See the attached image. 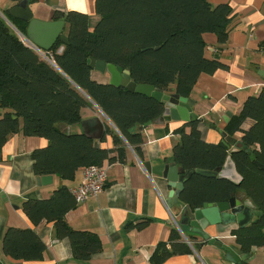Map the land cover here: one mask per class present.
I'll return each instance as SVG.
<instances>
[{
  "label": "trees",
  "instance_id": "16d2710c",
  "mask_svg": "<svg viewBox=\"0 0 264 264\" xmlns=\"http://www.w3.org/2000/svg\"><path fill=\"white\" fill-rule=\"evenodd\" d=\"M100 17L91 29L89 16L70 11L56 13L62 20L65 45L59 39L50 52V61L27 45L19 35L27 36L28 23L6 11L0 15V108L8 109L0 117V161L2 149L12 135L40 137L49 142L33 152L37 177L57 176L63 181L75 178L80 169L125 163L129 150L144 160V135L139 128L160 119L165 113L163 102L129 92L93 79L90 59L106 61L123 70L130 69L138 85H149L165 93L190 99L202 74L213 75L228 66L217 58H208L206 34L217 37L219 45L228 43L233 10L227 4L212 6L209 0H95ZM61 47L63 51L59 53ZM97 107L110 121L100 141L80 133H68L66 127L79 125L84 111ZM247 120L254 125L247 131ZM22 122V124H21ZM200 122L184 124L174 131L180 136L174 159L185 171H215L223 168L229 149L221 142L208 143L202 137ZM158 127V126H156ZM224 131L234 137L242 133L240 151L231 158L241 176L236 184L226 178L193 175L185 184L180 202L191 210L204 204L229 201L232 193L242 192L263 215L234 232L240 249L250 254L264 247V88L249 97L239 115ZM166 126L164 135L169 134ZM111 137L113 148L100 147ZM77 207L70 190L61 186L47 200H30L23 209L34 225L54 223L55 236L68 239L74 257L89 261L101 249L96 234L72 230L66 215ZM146 220L128 228L144 230ZM198 245L184 239L173 227L168 242L160 243L151 264H164L176 255L192 253ZM4 254L14 260L42 261L47 251L34 230L9 228L3 238ZM243 264H248L244 262Z\"/></svg>",
  "mask_w": 264,
  "mask_h": 264
},
{
  "label": "crops",
  "instance_id": "0c3cea01",
  "mask_svg": "<svg viewBox=\"0 0 264 264\" xmlns=\"http://www.w3.org/2000/svg\"><path fill=\"white\" fill-rule=\"evenodd\" d=\"M209 1L214 7L227 4L233 10L228 43L219 45L215 35L204 36L208 45L206 56L217 58L228 69L219 70L213 75L202 74L190 99L195 102L193 112L204 120L199 126L203 139L218 144L222 141L221 132L227 125L224 121L226 113L232 114L231 119L239 115L245 101L249 97L258 96L264 88V0ZM17 3L14 0H0V15L5 17L6 11ZM95 5V0L29 1L35 19L50 22L55 20L56 13L77 11L89 16L91 29L100 19ZM92 77L100 83L109 82L107 75L96 71H93ZM96 109L84 111L83 121L98 118L106 126L108 121ZM0 111L3 116L9 110ZM211 124L220 131L212 129ZM183 125V122L165 118L164 124L145 128L142 147L144 160L129 150L125 163L110 165L104 191L97 198H89L77 205L66 215V223L72 230L96 234L100 239V252L89 261L77 260L70 241L56 238L54 223L43 221L36 226L23 209L27 201L51 198L61 186L69 190L78 187L83 180L84 169H80L73 180L63 181L57 176H51V183L39 185L38 179L41 177L34 173L32 154L47 147L49 142L40 137H26L22 133L12 135L2 149L0 161V261L3 264H151L156 247L168 242L172 228H178L177 225L183 220L184 209L189 207L179 201L169 209L166 200L171 189L167 181L150 174L144 163L158 166L174 157V148L180 141V136L174 134V131ZM253 125L252 120H247L242 129L247 131ZM166 126L170 132L164 135ZM66 131L80 134L83 133V127L80 123L66 127ZM242 136V133H237L234 138L241 142ZM98 146L113 148L111 137L107 138L106 143L99 142ZM230 159L224 166V172L227 179L239 184L241 176ZM244 198L248 199L246 196ZM146 220L151 222L144 230L128 228L130 224L137 225ZM9 228L34 230L47 246L44 259L22 261L6 256L3 238ZM180 230L183 237L192 238L198 248L191 246L192 253L173 256L164 264H232L226 260L221 249L193 233L189 227L180 226ZM237 230V225H219L209 227L207 233L212 239L240 248L234 235ZM250 254L252 257L248 264H264V247L253 248Z\"/></svg>",
  "mask_w": 264,
  "mask_h": 264
},
{
  "label": "water",
  "instance_id": "95a60500",
  "mask_svg": "<svg viewBox=\"0 0 264 264\" xmlns=\"http://www.w3.org/2000/svg\"><path fill=\"white\" fill-rule=\"evenodd\" d=\"M14 1L18 2L17 5L9 9L8 12L12 17L28 23L27 36L20 33L19 35L24 36L25 40L30 45L39 49L43 53H48L59 39L63 44H68V38L63 34L66 27L64 21L54 20L45 22L35 19L32 10L29 8L30 0ZM89 64L93 71L108 76V84L118 88H125L129 92L137 93L164 103V115L157 121L140 127V132L143 133L145 128L152 125L164 124L165 118H170L172 121L176 122H183L184 124L204 122L203 119L199 118L198 115L193 112L195 102L192 99L175 94L173 88L169 90L170 93H165L164 91L149 85H138L132 79L130 69L123 70L122 68L109 64L106 61H97L92 58L90 59ZM1 116L2 114L0 111V117ZM103 116L108 122H110L106 115L103 114ZM231 117L232 114L230 112L226 113L224 121L228 123ZM81 125L83 127V134L94 140L100 141L106 134V126L103 121H100L98 118L82 121ZM210 126L212 129L220 131L217 126L213 124ZM68 133L70 134V132ZM221 137V143L230 151V155L227 159L228 162L231 160L230 158L233 153L240 151V143L234 137L229 136L225 131L221 132ZM257 165L264 170L262 164L257 163ZM144 167L150 174L162 177L167 181L168 188L171 189L169 197L166 200V205L169 209H172L174 205L179 203L180 195L185 189V184L193 175L196 174L206 178L227 179L224 167L215 171L200 169L185 171L177 166L174 157L158 166H152L151 163L147 162L144 163ZM51 182V176H45L38 179L39 185H47ZM244 197V194L234 192L232 193L230 200L226 202L204 204L202 208L195 210L185 208L183 211V220L181 221V224L178 225V229L180 230V226L189 227L193 233L201 235L207 242L221 249L225 254L226 260L232 264H243L244 262H248L249 259H251L252 254H244L240 248L229 246L217 239H212L207 233L209 227H216L219 225H237L238 229H243L250 226L254 220L260 218L263 213L256 209L251 200L245 199ZM0 264H3V262L0 261Z\"/></svg>",
  "mask_w": 264,
  "mask_h": 264
},
{
  "label": "built area",
  "instance_id": "2783aa9c",
  "mask_svg": "<svg viewBox=\"0 0 264 264\" xmlns=\"http://www.w3.org/2000/svg\"><path fill=\"white\" fill-rule=\"evenodd\" d=\"M20 36L24 42H26L35 51H37L44 59L50 61L45 53L30 45L25 40L24 36L22 35ZM63 49L64 47H61L59 53H61ZM109 169H110V165H104V166H90L83 170L84 176L82 182L78 187L70 190L77 205L84 203L89 198H97L104 191L109 177ZM184 239L187 240L186 238Z\"/></svg>",
  "mask_w": 264,
  "mask_h": 264
},
{
  "label": "rangeland",
  "instance_id": "374dc122",
  "mask_svg": "<svg viewBox=\"0 0 264 264\" xmlns=\"http://www.w3.org/2000/svg\"><path fill=\"white\" fill-rule=\"evenodd\" d=\"M97 24V23H96ZM96 26V25H95ZM94 28V27H93ZM108 79L106 78L105 79V81H107ZM97 107H94V110H96L97 111V109H96ZM107 121V120H106ZM109 123V122H108Z\"/></svg>",
  "mask_w": 264,
  "mask_h": 264
}]
</instances>
